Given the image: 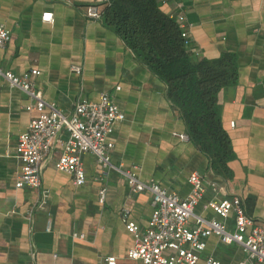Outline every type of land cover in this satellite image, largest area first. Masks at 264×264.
<instances>
[{
	"label": "crops",
	"instance_id": "crops-1",
	"mask_svg": "<svg viewBox=\"0 0 264 264\" xmlns=\"http://www.w3.org/2000/svg\"><path fill=\"white\" fill-rule=\"evenodd\" d=\"M161 11L182 23L196 59L223 54L237 59V82L217 95L221 127L233 158L223 174L209 158L178 135L184 121L167 95V86L106 26L103 17H85L94 5L102 14L105 0H0V27L11 40L0 49V69L17 76L33 70L43 99L69 115L80 99L97 101L107 93L124 114L115 125L112 162L132 169L145 183H156L185 199L188 179L197 174L204 194L194 213L214 218V201L238 197L248 216L264 225V0H159ZM45 13L52 14L43 22ZM73 66L81 68L79 75ZM30 101L0 78V264H141L127 259L133 245L126 224L144 230L152 214L148 193L134 194L117 172L104 181L102 168L90 155L81 157L86 182L76 187L71 176L56 171L60 149L42 165L40 193L15 184L21 172L18 137L36 111ZM187 136V135H186ZM135 168V169H133ZM106 188L105 202L98 191ZM33 211L32 222L29 212ZM193 225L190 220L189 226ZM227 226L233 228V216ZM205 256L220 264H239L244 254L212 236Z\"/></svg>",
	"mask_w": 264,
	"mask_h": 264
},
{
	"label": "built area",
	"instance_id": "built-area-1",
	"mask_svg": "<svg viewBox=\"0 0 264 264\" xmlns=\"http://www.w3.org/2000/svg\"><path fill=\"white\" fill-rule=\"evenodd\" d=\"M85 17L99 21L102 14L94 5H90ZM51 20L52 14H43V22ZM178 24L184 45L189 47L190 38L185 26ZM10 40V32L0 27V49ZM71 71L79 75L81 68L73 66ZM38 75L36 70L17 76L0 69V78L30 101L26 111L38 113L17 140L16 154L22 167L16 188L40 193L42 165L51 159L57 148L60 149V155L54 164L56 171L71 176L76 187L83 186L86 175L81 157L90 155L102 168V177L98 180L104 181L107 174L114 171L120 174L134 194L148 193L151 196L153 210L146 228L141 230L133 222L126 224V231L133 238V245L126 256L128 260L139 261L141 264H199L206 250L207 239L214 236L224 246H237L241 249L244 260L239 264H264V225L248 216L238 197L210 203L208 207L214 213V218L205 219L195 215V207L204 194L203 182L197 174L189 177L191 192L187 198L181 199L156 183L140 181L132 169L112 162L115 125L122 122L125 116L109 94L102 93L97 101L80 99L67 115L54 104L45 101L35 89L32 79ZM177 137L188 140L186 135ZM105 195L106 188L101 186L98 191L100 205L104 204ZM33 211L35 208L28 214L31 222ZM230 214L233 216L231 230L227 226ZM190 220H193L192 226H189ZM105 262L116 264V259L106 258ZM203 264L220 262L205 256Z\"/></svg>",
	"mask_w": 264,
	"mask_h": 264
},
{
	"label": "trees",
	"instance_id": "trees-1",
	"mask_svg": "<svg viewBox=\"0 0 264 264\" xmlns=\"http://www.w3.org/2000/svg\"><path fill=\"white\" fill-rule=\"evenodd\" d=\"M103 20L166 86L181 115L188 139L223 174L233 158L229 137L217 113V95L237 82V59H196L184 45L179 24L160 9L159 0H107Z\"/></svg>",
	"mask_w": 264,
	"mask_h": 264
}]
</instances>
